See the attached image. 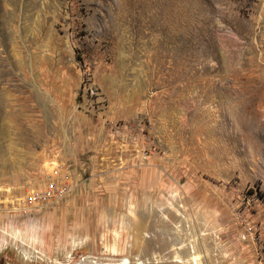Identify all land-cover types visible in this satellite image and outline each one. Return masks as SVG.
<instances>
[{"label": "rangeland", "instance_id": "rangeland-1", "mask_svg": "<svg viewBox=\"0 0 264 264\" xmlns=\"http://www.w3.org/2000/svg\"><path fill=\"white\" fill-rule=\"evenodd\" d=\"M258 192L264 0H0V264H264Z\"/></svg>", "mask_w": 264, "mask_h": 264}, {"label": "bare ground", "instance_id": "bare-ground-1", "mask_svg": "<svg viewBox=\"0 0 264 264\" xmlns=\"http://www.w3.org/2000/svg\"><path fill=\"white\" fill-rule=\"evenodd\" d=\"M37 96V95H36ZM40 102V101H39ZM41 103V102H40ZM39 104V103H38ZM130 263V261H129V259H127V258H123V259H121L120 260V262H119V264H129Z\"/></svg>", "mask_w": 264, "mask_h": 264}, {"label": "trees", "instance_id": "trees-1", "mask_svg": "<svg viewBox=\"0 0 264 264\" xmlns=\"http://www.w3.org/2000/svg\"><path fill=\"white\" fill-rule=\"evenodd\" d=\"M262 197H264V193H260V192H258Z\"/></svg>", "mask_w": 264, "mask_h": 264}]
</instances>
